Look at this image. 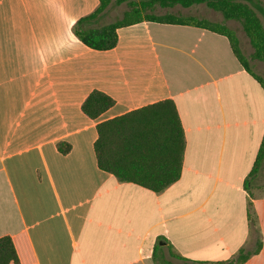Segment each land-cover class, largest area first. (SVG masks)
Returning a JSON list of instances; mask_svg holds the SVG:
<instances>
[{"label": "crops", "instance_id": "obj_1", "mask_svg": "<svg viewBox=\"0 0 264 264\" xmlns=\"http://www.w3.org/2000/svg\"><path fill=\"white\" fill-rule=\"evenodd\" d=\"M99 5L0 0V237L20 264H157L158 245L218 263L250 251L253 202L262 249L245 264H264V206L246 186L264 89L206 29L145 21L118 29L112 50L89 48L74 27ZM238 39L259 75L264 62ZM94 90L115 100L97 119L82 110ZM165 100L184 129L180 179L155 193L101 170L98 123Z\"/></svg>", "mask_w": 264, "mask_h": 264}, {"label": "trees", "instance_id": "obj_2", "mask_svg": "<svg viewBox=\"0 0 264 264\" xmlns=\"http://www.w3.org/2000/svg\"><path fill=\"white\" fill-rule=\"evenodd\" d=\"M99 7L90 15L78 20L74 27L76 37L89 48L98 51L114 49L118 44V29L141 22H157L206 29L226 36L235 56L248 73L264 89V78L250 67L249 59L242 53L238 36L226 22H214L194 15L167 13L158 15L156 7L189 8L205 4L220 13L224 21L240 22L253 48L252 60L264 62V1L261 0H115L116 5L127 3L128 10L121 19L100 25L112 0H99ZM115 100L94 90L82 105L83 112L91 119L99 118L113 107ZM94 151L98 167L114 175L120 182L133 183L155 193H161L177 182L182 174L186 141L184 129L172 100H165L133 110L129 113L100 122ZM70 145L59 143L62 154L70 152ZM264 160V139L256 162L249 175L253 177ZM249 188V179L246 183ZM163 246L154 251L157 264H174L166 258ZM258 241L254 251L240 250L231 260L218 263L191 261L175 254L168 247V255L181 264H245L252 255L260 253ZM0 264H20L17 250L10 236L0 237Z\"/></svg>", "mask_w": 264, "mask_h": 264}, {"label": "rangeland", "instance_id": "obj_3", "mask_svg": "<svg viewBox=\"0 0 264 264\" xmlns=\"http://www.w3.org/2000/svg\"><path fill=\"white\" fill-rule=\"evenodd\" d=\"M264 1V0H261ZM128 10L127 3H123L121 5H116L115 0H112L111 5L109 6L104 18L99 22L100 25L111 23L116 21L117 19H121L125 11ZM154 12L158 15H164L167 13L174 14H184V15H194L200 18H206L214 22H226V25L235 30L237 36L240 37L242 42H246L248 46H250L249 39L245 35V32L242 28L240 22L237 21H224L222 15L217 13L211 9H209L205 4L193 6L192 8H160L156 7ZM238 37V38H239ZM250 62V61H249ZM261 68H257V72L260 76L264 78V63L260 65ZM249 194L250 199L261 201L260 206H264V160L258 170V172L249 179ZM216 196H214L215 199ZM253 202H250V212H251V222H252V234L253 241L252 246L250 247V251H254L257 248L258 241H260V231L256 227L257 225V215L256 210L253 208ZM262 249V248H261ZM166 258L171 260L174 264H181L180 261L172 259L168 254Z\"/></svg>", "mask_w": 264, "mask_h": 264}, {"label": "water", "instance_id": "obj_4", "mask_svg": "<svg viewBox=\"0 0 264 264\" xmlns=\"http://www.w3.org/2000/svg\"><path fill=\"white\" fill-rule=\"evenodd\" d=\"M163 243H161V245H162Z\"/></svg>", "mask_w": 264, "mask_h": 264}]
</instances>
